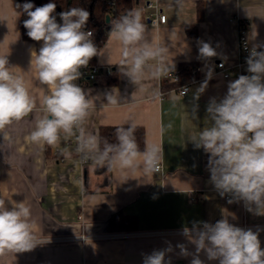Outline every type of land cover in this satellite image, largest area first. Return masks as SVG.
I'll use <instances>...</instances> for the list:
<instances>
[{
	"label": "crops",
	"instance_id": "crops-1",
	"mask_svg": "<svg viewBox=\"0 0 264 264\" xmlns=\"http://www.w3.org/2000/svg\"><path fill=\"white\" fill-rule=\"evenodd\" d=\"M25 2L0 0V55H7L11 70L23 78L36 104L28 116L0 129L1 198L6 203L23 201L29 206L39 238L118 234L108 227L110 218L118 213L137 218L138 227L118 234L121 238L38 245L31 251L8 253L0 256V264H143L145 255L169 246L173 251L166 254V261L190 264L191 256H181L176 246L185 244L194 252V245L184 234L175 232L196 222L215 224L222 218L236 226L264 224V216L248 211L243 201L229 203V197L217 193L210 182L208 154L190 141L206 126L209 101L222 99L229 82L249 74L247 65H235L239 53L237 21H250L252 45H264V0H133L132 10L141 12L146 25V41L168 50L166 63H173L174 68L193 63L199 68L197 81L190 84L186 96L179 95L176 88L164 90L163 76H151L150 67L156 61L148 62L141 86L130 83L121 73L123 46L109 34L98 53L96 79L76 81L93 102L86 131L98 136L105 126L135 123L143 127L146 146L160 148L162 171L152 174H145L142 157L135 170L113 168L106 174L96 173L91 160L81 164L74 137L65 139L62 135L54 146L30 140L36 120L44 115L42 101L50 88L40 83L31 64V52L38 53L42 42L26 43L21 37L22 14L17 12L22 9L15 6ZM147 2L163 11L165 24L153 28L147 23ZM202 43H209L217 56L201 57ZM218 61L230 68L229 78L220 73ZM209 67L213 70L211 79L197 100L195 93ZM113 74L118 84L109 85L106 82ZM110 92L120 95L121 103L109 104L105 94ZM194 109L196 119L192 117ZM56 148L61 155L54 154ZM61 157L65 158L63 163L59 162ZM254 232H259L264 248V232ZM201 259L205 264H218L208 261L203 253Z\"/></svg>",
	"mask_w": 264,
	"mask_h": 264
},
{
	"label": "clouds",
	"instance_id": "clouds-1",
	"mask_svg": "<svg viewBox=\"0 0 264 264\" xmlns=\"http://www.w3.org/2000/svg\"><path fill=\"white\" fill-rule=\"evenodd\" d=\"M15 7L28 17L23 21L27 36L42 42L38 53L31 52V64L40 83L50 88L42 101L44 115L36 120L30 140L38 145L54 146L62 135L65 139L74 137L75 152L84 162L91 160L108 170H135L142 157L145 174L157 172L160 148L151 145L141 151L135 137V123L116 129L117 143L102 142L84 127L93 102L89 92L76 81L81 78L80 69L99 56L93 33L84 30L89 12L72 7L58 14L62 21L58 23L54 2L39 7L25 2ZM110 23L109 35L123 46L121 73L130 83L136 87L142 85L149 61L157 62L150 67L153 78L170 75L174 70L173 63H166L168 50L153 47L146 41V25L139 10L129 11ZM260 48L264 45H254L246 57L249 74L229 82L222 99L209 101L206 126L190 141L208 154L207 169L217 193L222 198L229 197V203L243 201L248 211L264 216V50ZM199 55L208 59L217 56V52L209 43H202ZM11 69L7 55H0V129L20 121L36 107L23 78ZM212 71L209 67L195 99L207 87ZM105 98L112 105L122 100L113 92L106 93ZM192 117L197 118L195 109ZM31 216L29 206L23 201L6 203L0 199V256L31 251L49 241L35 234ZM183 234L195 251L190 252L185 244L176 247L181 256H191L190 264H205L201 253L208 261H218V264H264L259 232L237 227L227 218L215 224L196 222L191 228L185 227ZM172 251L171 246L155 250L144 256L143 264H171L170 259L166 261V254Z\"/></svg>",
	"mask_w": 264,
	"mask_h": 264
},
{
	"label": "trees",
	"instance_id": "trees-1",
	"mask_svg": "<svg viewBox=\"0 0 264 264\" xmlns=\"http://www.w3.org/2000/svg\"><path fill=\"white\" fill-rule=\"evenodd\" d=\"M26 2H31L34 6L39 7L44 4L54 2L56 4V11L54 15L57 17V22L62 23L59 18V13L62 11H67L72 7H81L86 9L89 12V20L85 27V31L90 30L93 33L92 39L95 45L98 48V53L101 50L103 44L106 41V38L111 31V21L117 20L119 17H122L124 13H128L133 9V0H115L114 12H112L109 0H26ZM21 18L19 22V29H21V37L22 40L26 43H36V41L31 40L27 36V29L24 28L23 21L27 19V15L23 14L21 11ZM109 17V22H106V18ZM97 58L93 57L88 66L86 68H81L80 71L82 73L81 76H84V81L87 79L88 72L93 66H97ZM197 67L196 64L193 63H182L178 65L179 70V80L178 82L163 83L164 90H172L178 88L182 85L188 84L191 82L192 79H197L198 72L194 73L193 68ZM109 81L106 82L109 85H116L118 84L117 75L113 74L109 77ZM119 127H127L125 125L119 126H105L101 127L99 130L98 137L101 138V141H107L109 143H117L116 139V129ZM135 137L137 144L141 151H143L146 147V140H145V130L143 127L136 126L135 130ZM96 173L99 174H106L111 170H108L104 167L96 166L95 169ZM85 191H87V187L85 186ZM0 199L1 198V191H0ZM108 227L110 232H131L137 230V218L132 216L124 215L123 213H118L113 215L110 220L108 221Z\"/></svg>",
	"mask_w": 264,
	"mask_h": 264
},
{
	"label": "built area",
	"instance_id": "built-area-1",
	"mask_svg": "<svg viewBox=\"0 0 264 264\" xmlns=\"http://www.w3.org/2000/svg\"><path fill=\"white\" fill-rule=\"evenodd\" d=\"M109 5L110 8L112 10V12H114V6H115V0H109ZM146 9L148 10V15H147V23L152 26L153 28H158L159 25L165 24L167 21V16L163 13V11L157 7V5L152 4L151 2H147L146 4ZM127 13H124V15ZM123 15V16H124ZM238 22V59L236 62V66L238 68H242L243 66H246V57L249 55L250 50L252 49L253 45L251 43L250 40V35H249V31H250V21H248L247 19L245 20H239ZM90 31V30H87ZM217 68L219 69L220 73L222 74V76L224 78H229L231 76V70L230 68L223 62V61H218L217 62ZM100 69H98L97 66H93L90 71L88 72L87 76H85V78L89 81H94L96 79L97 74L99 73ZM199 71L198 67H194L193 68V72L197 73ZM82 79H84V76L81 77ZM163 79L166 82L169 83H174L178 82L179 80V70L178 67H175L174 70L170 73V75H166L163 76ZM196 79H192L191 82H189L188 84L182 85L178 88H176V90L178 91L179 95L181 96H186L189 91H190V84L193 82H196ZM71 144V143H70ZM54 154L56 156H59L62 154V151L59 148H56L54 150ZM65 161L64 157H61L59 159V162L63 163ZM90 161L84 162L83 160H81V164L82 165H87ZM162 171L161 168V164L159 163V170L157 171L158 173ZM237 227H240L242 229H251L253 231H262L264 232V224H244V225H237ZM176 234H183V230L177 231L175 232ZM120 234V233H118ZM117 233H108L105 235H79V237H66L64 238H58V237H51V238H40L42 240H49L46 243L40 244V245H51V244H61V243H65V242H84V241H94V240H108V239H114V238H121L120 236H118ZM144 236H148L146 234H144Z\"/></svg>",
	"mask_w": 264,
	"mask_h": 264
},
{
	"label": "water",
	"instance_id": "water-1",
	"mask_svg": "<svg viewBox=\"0 0 264 264\" xmlns=\"http://www.w3.org/2000/svg\"><path fill=\"white\" fill-rule=\"evenodd\" d=\"M106 22H107V23L109 22V17L106 18Z\"/></svg>",
	"mask_w": 264,
	"mask_h": 264
}]
</instances>
